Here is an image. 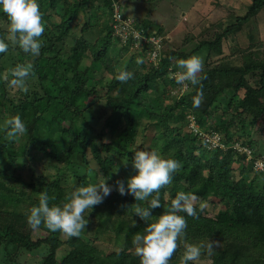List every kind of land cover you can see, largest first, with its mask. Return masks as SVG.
Wrapping results in <instances>:
<instances>
[{"label":"trees","instance_id":"trees-1","mask_svg":"<svg viewBox=\"0 0 264 264\" xmlns=\"http://www.w3.org/2000/svg\"><path fill=\"white\" fill-rule=\"evenodd\" d=\"M133 1L38 0L45 31L36 57L7 40L6 18L0 14V38L9 43L8 51L0 53V124L18 114L27 128L14 140L0 128V264H13L21 254L40 250L41 264H139L132 241L145 225L131 213L135 204L146 202L135 201L131 195L113 191L94 206L78 237H66L43 225L33 230L26 221L41 191L53 198L50 205L60 204L73 185L105 179L113 185L134 175L130 166L137 149L156 150L181 164L171 182L159 189L161 207L151 210L154 217L167 210L178 192L197 197V216H186L184 236L178 239L169 264H180L185 243L202 244L208 239L218 242L212 254L202 249L201 257L189 264H264V173L254 170L255 159L264 157V137H260L264 61L211 66V56L221 54L227 38L263 12L264 0H252L246 14L234 16L233 24L223 31L190 48L182 43L171 49L161 27H149L122 11ZM114 5L147 38H162L156 64L148 62V47L132 50L136 40L122 46L114 37ZM92 10L97 12L95 19ZM79 14L85 17L81 25ZM202 50L210 57L197 76L200 84L174 94L177 61ZM137 56L143 58L142 64H136ZM19 63L33 64L26 90L10 86L3 78ZM121 70L132 72L133 78L117 81L115 75ZM222 81L224 87H217ZM197 88L204 95L214 92L205 107H193ZM188 114L203 133L219 137L216 148L208 149L192 132ZM148 130H152L150 136ZM238 147L248 148L252 158L248 160ZM41 163L55 170L51 179H46L42 168L37 173L34 164ZM210 201L220 207L214 217L204 214ZM117 240L119 246L110 251ZM101 242L110 246L101 249L94 244Z\"/></svg>","mask_w":264,"mask_h":264},{"label":"clouds","instance_id":"clouds-1","mask_svg":"<svg viewBox=\"0 0 264 264\" xmlns=\"http://www.w3.org/2000/svg\"><path fill=\"white\" fill-rule=\"evenodd\" d=\"M0 14L6 18L7 40L32 57L40 54L42 34L45 24L38 0H0ZM137 42L143 39L142 34L135 33ZM9 49V43L0 38V53ZM136 64H142L143 58L137 56ZM179 69L173 76L175 82L184 89L200 84L197 74L203 70L201 57L192 55L177 61ZM33 72L32 63H19L8 70L4 79L16 89L26 90L25 81ZM9 75L11 79H9ZM133 78V73L121 70L115 79L125 83ZM204 98L202 88L196 89L192 97L193 107L198 108ZM192 115V114H191ZM9 139H16L26 133L25 122L20 115L11 116L0 124ZM135 174L125 180H117L113 185L102 182H88L83 185H73L72 191L65 195L64 202L51 204L47 191L38 194V204L30 208L26 221L33 230H39L43 225L47 230L59 231L66 237H78L89 223L86 218L93 207L101 204L113 191L119 195H131L135 201L146 202L145 205L135 204L134 214L144 222L142 231L134 234L133 245L135 254L139 257V264H169L173 253L177 249V241L184 236L187 227V217H196L197 211L193 202L195 194L178 192L171 199L167 210L158 216H153L151 210L160 208L159 189L169 184L172 175L181 167L179 161L164 158L156 150H134L131 160ZM263 173V172H261ZM151 197V198H150ZM87 212V215L85 213ZM184 213L186 215H181ZM132 226L135 221L132 220ZM217 241L207 240L202 244L185 243L180 264H189L198 260L202 249L211 255Z\"/></svg>","mask_w":264,"mask_h":264},{"label":"rangeland","instance_id":"rangeland-1","mask_svg":"<svg viewBox=\"0 0 264 264\" xmlns=\"http://www.w3.org/2000/svg\"><path fill=\"white\" fill-rule=\"evenodd\" d=\"M139 1L141 0L128 3L127 6L122 7V11L135 19L137 18L144 21L145 24L148 23L149 27L152 25L161 27L167 40L166 42H168L166 47L171 49L180 47L182 43H184L187 48H190L200 40H204L213 33L219 32V29L223 31L228 25L233 24L235 19L234 16L242 17L246 14L252 0H149L150 2L146 3ZM90 13V15H93L91 17L95 19L97 12L92 10ZM143 16H147V21L142 18ZM84 19L85 17L83 14H79L78 24L81 25ZM76 33L78 34V32ZM250 44L252 46H249L250 48L245 51L244 49ZM195 55L202 58L203 68L206 67L205 62L207 57H210L208 51L202 50ZM211 57V66L221 63L240 65L243 61L244 63L256 64L260 61H264V10L251 18L240 33L230 35L227 38L226 42L223 43L220 55L214 54ZM198 75H200V73H198L197 76ZM250 82H252V80ZM224 84H226V82L222 81L217 87H224ZM184 90L182 86L177 85L172 92L177 94ZM240 92L239 95L242 96L243 92ZM213 95L214 92L204 95L201 103L202 107H205L211 101ZM166 103L169 104L170 100H167ZM210 122H213V119H210ZM200 129H202V127H200ZM147 134L150 136L152 130H148ZM260 137H264V129L261 130ZM34 165L38 166L37 173L41 172V168L43 171L45 170L43 174L46 179H51L55 174V170L52 169L49 164L44 167L42 166L43 163ZM130 169L131 171L133 170L132 166H130ZM235 176L236 180L239 181L238 187H240L241 181L237 177V171ZM203 197H205V195H203ZM50 199L53 200V198ZM106 200L107 198H105L103 202ZM195 202L196 200L193 202V206ZM219 208L220 207L217 206L216 203L210 201L209 204L206 205L204 214L205 216L214 217L219 211ZM119 243L120 240L115 241V243L113 242L111 249L109 248L110 251L113 246L118 247ZM94 244L101 249H106L107 245L110 246V244L105 242ZM39 252L35 254L23 253L13 264H41L40 259L43 256L39 255ZM173 254H175V252Z\"/></svg>","mask_w":264,"mask_h":264},{"label":"built area","instance_id":"built-area-1","mask_svg":"<svg viewBox=\"0 0 264 264\" xmlns=\"http://www.w3.org/2000/svg\"><path fill=\"white\" fill-rule=\"evenodd\" d=\"M112 22V29H113V35L116 37L120 43V45L125 46L127 45L129 39H133L134 41H137V38L135 37V33L139 32L142 34L143 39H140L139 43H133V46H130L132 50L134 49H140L142 47H148L147 50V57L148 62L156 64L160 59V53L159 50L161 49V37L156 36H145L143 32L139 31L135 27L134 20L132 18H126L123 16L121 11L119 10L117 5H114L112 15H111ZM189 124V128L192 130V132L201 139H203L204 143L206 144L208 149H214L219 145V137L217 135H210L203 133L201 129L197 126L195 118L188 114L186 116ZM238 151L246 152L247 159L250 160L251 152L248 148H237ZM254 170L257 172H263L264 173V157H259L255 159L254 161Z\"/></svg>","mask_w":264,"mask_h":264}]
</instances>
